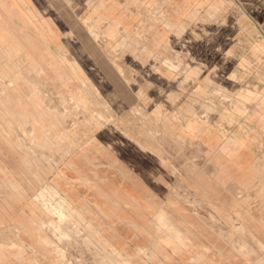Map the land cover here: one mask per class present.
Returning a JSON list of instances; mask_svg holds the SVG:
<instances>
[{
    "label": "crops",
    "instance_id": "1",
    "mask_svg": "<svg viewBox=\"0 0 264 264\" xmlns=\"http://www.w3.org/2000/svg\"><path fill=\"white\" fill-rule=\"evenodd\" d=\"M0 260L264 264V0H0Z\"/></svg>",
    "mask_w": 264,
    "mask_h": 264
},
{
    "label": "rangeland",
    "instance_id": "2",
    "mask_svg": "<svg viewBox=\"0 0 264 264\" xmlns=\"http://www.w3.org/2000/svg\"><path fill=\"white\" fill-rule=\"evenodd\" d=\"M62 216H64V215H62ZM0 264H5V262L3 260H0Z\"/></svg>",
    "mask_w": 264,
    "mask_h": 264
},
{
    "label": "bare ground",
    "instance_id": "3",
    "mask_svg": "<svg viewBox=\"0 0 264 264\" xmlns=\"http://www.w3.org/2000/svg\"><path fill=\"white\" fill-rule=\"evenodd\" d=\"M251 186V185H250Z\"/></svg>",
    "mask_w": 264,
    "mask_h": 264
}]
</instances>
